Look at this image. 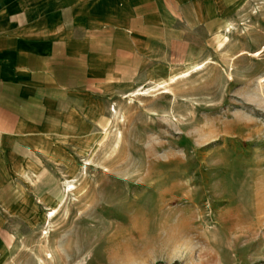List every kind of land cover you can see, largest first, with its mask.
Returning <instances> with one entry per match:
<instances>
[{
    "label": "rangeland",
    "instance_id": "obj_1",
    "mask_svg": "<svg viewBox=\"0 0 264 264\" xmlns=\"http://www.w3.org/2000/svg\"><path fill=\"white\" fill-rule=\"evenodd\" d=\"M186 40L14 175L0 264H264V0Z\"/></svg>",
    "mask_w": 264,
    "mask_h": 264
},
{
    "label": "crops",
    "instance_id": "obj_2",
    "mask_svg": "<svg viewBox=\"0 0 264 264\" xmlns=\"http://www.w3.org/2000/svg\"><path fill=\"white\" fill-rule=\"evenodd\" d=\"M232 1L0 0V256L14 175L36 170L59 134L100 118L111 97L185 57L175 52L187 36L215 26Z\"/></svg>",
    "mask_w": 264,
    "mask_h": 264
}]
</instances>
